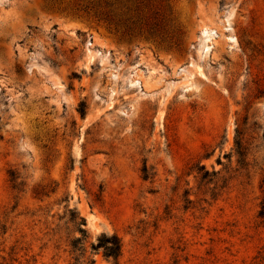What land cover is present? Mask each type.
I'll return each instance as SVG.
<instances>
[{"label": "rangeland", "instance_id": "obj_1", "mask_svg": "<svg viewBox=\"0 0 264 264\" xmlns=\"http://www.w3.org/2000/svg\"><path fill=\"white\" fill-rule=\"evenodd\" d=\"M263 204L264 0H0V264H264Z\"/></svg>", "mask_w": 264, "mask_h": 264}, {"label": "trees", "instance_id": "obj_2", "mask_svg": "<svg viewBox=\"0 0 264 264\" xmlns=\"http://www.w3.org/2000/svg\"><path fill=\"white\" fill-rule=\"evenodd\" d=\"M237 140H236V146H237V153L241 156L244 157V148L242 146V142L241 139H239L240 137V132L237 130ZM260 217L264 218V204L262 206L261 212H260ZM81 243L80 239H77L75 241H73L72 243V248L73 251H77L80 250L79 249V244ZM94 250H99V249H103V253L104 256L107 259H112L116 264L119 263V259L122 255V243L120 238L117 235H113V236H106L103 235V237L101 239H99L98 244L97 245H92ZM92 263H94V261H92Z\"/></svg>", "mask_w": 264, "mask_h": 264}]
</instances>
